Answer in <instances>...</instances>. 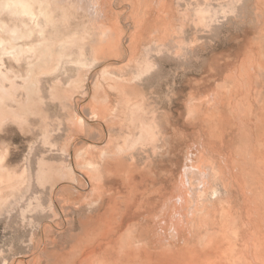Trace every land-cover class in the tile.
Wrapping results in <instances>:
<instances>
[{"label":"bare ground","instance_id":"obj_1","mask_svg":"<svg viewBox=\"0 0 264 264\" xmlns=\"http://www.w3.org/2000/svg\"><path fill=\"white\" fill-rule=\"evenodd\" d=\"M114 6L0 0V124L38 118L29 129L41 142L20 169L0 154L2 217L31 228L0 264H264V0H130L126 22ZM238 20L234 59L212 58L184 101L194 142L177 173L167 161L181 132L145 84L164 58L182 67L214 50ZM8 50L32 56L22 83L8 76ZM100 62L43 85L64 65ZM49 102L65 118L52 119Z\"/></svg>","mask_w":264,"mask_h":264},{"label":"rangeland","instance_id":"obj_2","mask_svg":"<svg viewBox=\"0 0 264 264\" xmlns=\"http://www.w3.org/2000/svg\"><path fill=\"white\" fill-rule=\"evenodd\" d=\"M129 3H130V0H114L115 6L113 8L112 16L114 18L118 17L119 19H121V22L132 20V18H130L129 13H128L129 9H128L127 4ZM119 14L121 15V17L119 16ZM249 16L250 14H248V17H246L247 19H244L246 20V22L249 19ZM246 22L243 20H240V21L238 20L237 23L232 22L231 24H227L223 26L221 29L217 31L216 35L214 36L213 44L215 45V49L212 50L211 48H208V49L206 48V50L204 51H199V54H200L199 56L201 58L199 56L197 57V59L192 58L191 60L188 61L189 64L187 63L186 65L182 67L181 66L177 67L174 61H171V60L168 61L166 58H164L163 67L159 71H157L155 74H153L147 80V83L145 84L147 93L153 96L154 99H157L160 102L162 109L166 111L172 125L175 126V128L178 130L179 133L181 132L179 134L180 137L179 136L177 138L174 137L173 139V144L176 147L175 155L172 157L171 160L167 161L169 165L171 163L175 165V167L177 168V173L184 170L185 168L184 166L187 164L188 161L189 163L191 162V160H188L190 159V157H188V153L186 151L188 150V147L192 144V142H194V135H192V133L190 132L191 129H188L189 123H187L188 119L186 117V108L184 106V101L187 99L188 93L191 90L190 88L194 84V81L199 80V79L201 80V78L203 77L204 70L205 68H207L209 63L212 61L211 60L212 58L221 57L222 61L226 59L228 60L234 59L235 51H230L228 49V44L234 41L238 37V35L241 38L242 32L240 31L241 29H243L244 23ZM11 53L12 52L8 50L3 54V55L6 54L5 57L3 56L4 66H6L9 71H11L8 73V76L10 77V79L16 78V81L18 83H22L21 81H23V78H25L27 75L26 72H28L27 70L31 62L30 60L32 56H30V54L27 55V57L25 56L26 58L22 56L19 61H16L13 53L12 54ZM110 61L111 63H109ZM113 61L114 60H109V61L102 60L103 63L100 62V64L98 63V65H95V66L91 65L93 67H90V68L88 67L86 71L85 69H82L81 72L78 71V69L73 65H70L71 68H69L68 67L69 64H67V67H65L66 65H64L58 73H55L52 75L50 74V76L46 75L44 76V78L42 77V80H43L42 82L44 86H50L51 84L56 82L57 79H60L63 83H65V82H68L70 79L77 80L78 74H80L82 78H84V74L89 73L92 68H94L93 70H97V68L100 69L104 67L105 65H108L109 68L120 66L118 63H116L115 61L113 62ZM104 62H106L107 64ZM101 63L105 65L103 66ZM64 68L68 70L67 74ZM82 72H85V73H82ZM226 72H229V71L227 70ZM20 78H22V80H20ZM174 81L178 83L177 86L181 88V91H183L181 92V95H179L180 97L179 101H181L183 104L178 105V106H174L170 104L171 99H173L174 97L172 95V92L170 91L172 82ZM212 84H215V83H212ZM47 95L48 94H46V96ZM47 100H49L48 96H47ZM88 100L90 99L88 98L87 101H83L81 105H85L86 103H88ZM11 102L13 103V101ZM12 103L10 104L12 105ZM46 110L49 112V114L52 116L51 118L54 120L65 118L63 117L64 113L62 112V109L60 108V106H58V103L53 104L49 102L48 107H46ZM37 119L38 118L32 117L34 125H31V126L34 127L37 125L38 123ZM19 126H20L19 123L13 119H7V121L5 120L4 123L0 124V154L4 155L7 153L9 160H10V166L13 168L20 169L24 165V163L30 160L29 158L32 159L31 161L34 164L36 159L33 158L34 154L31 155L30 152L33 147L36 149L35 153H37L38 155L41 149V146H40L41 142H40V136H39L38 131L33 133L29 129V127L31 128V126L29 127L25 126V128L22 126L20 127ZM181 130H183L184 132ZM194 151H196V148ZM26 157L28 158V160ZM2 215L3 214H1L0 212V249L3 248L7 250L10 244L17 243L18 241L17 235L21 237L23 235L29 234V232L31 231V228H29V226L27 227V225L24 226V224L19 222V219L16 220V218L12 219L10 222H7L6 218L4 216L3 218ZM22 225H23V228H22ZM216 235L218 237L219 233H217ZM202 259L203 258H201V260ZM200 261H198L197 263L200 264Z\"/></svg>","mask_w":264,"mask_h":264}]
</instances>
